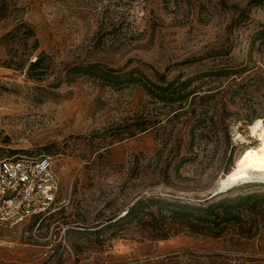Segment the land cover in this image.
Instances as JSON below:
<instances>
[{
    "label": "rangeland",
    "instance_id": "1",
    "mask_svg": "<svg viewBox=\"0 0 264 264\" xmlns=\"http://www.w3.org/2000/svg\"><path fill=\"white\" fill-rule=\"evenodd\" d=\"M0 10V159L50 155L61 208L0 230V264H264L263 204H238L237 219L202 232L176 220L165 238L138 213L264 194L257 179L221 184L262 154L250 125L264 117V44L253 40L264 0H0ZM93 64L189 78L198 95L155 102L76 69ZM227 64L255 80L236 91L217 70ZM145 115L161 125L128 137Z\"/></svg>",
    "mask_w": 264,
    "mask_h": 264
},
{
    "label": "trees",
    "instance_id": "2",
    "mask_svg": "<svg viewBox=\"0 0 264 264\" xmlns=\"http://www.w3.org/2000/svg\"><path fill=\"white\" fill-rule=\"evenodd\" d=\"M4 18V13L0 10V19ZM253 40L260 41V44H264V26H261L255 34ZM43 61V56H37L30 64V70L40 69L41 63ZM78 71L96 69V72H88L90 75L99 77L101 80L106 81L108 84H111L116 87H123L128 85H138L143 89L144 93L152 101H157L162 104H172L178 103L181 104L183 99L186 96H196L198 95L196 90L185 91L189 85L191 79L180 80L178 77L173 80H166V74L156 73V78L159 82H155L145 76L142 72L135 69L129 71H119L116 69L100 68L99 66L93 64L88 66H79L76 68ZM220 74L226 75L231 74L230 78L233 79V84L236 86V91H238L245 82L249 79L255 80L254 75H246L249 68L239 67V66H221L217 69ZM248 116L244 120L247 119ZM151 116L145 115L144 117L140 116L137 122L133 124V129L128 131V137L134 136L136 133H141L149 128H157L161 125V120H156ZM158 125V126H157ZM137 131V132H136ZM148 202H158L155 198H150L145 200ZM203 204H175L168 203V205L173 206L169 211V216L158 213L157 216L148 212L151 219H145L143 216L146 214L142 210H139L138 213H143L139 220L144 224H148V228L152 230L160 231V234H155L156 237L165 238L169 232L173 230V223L177 220L178 225L185 227L188 230L194 232H202L206 227H215L219 224L237 219L236 212H231L232 209L238 208L239 206H244L251 212L257 209L262 204L264 205V194H246L244 196H237L233 199H225L218 202H208V199L203 201ZM143 204L142 200H137L134 202L133 206H130L126 209L124 214L125 218H128L132 215L136 207H140ZM241 204V205H238ZM218 208H221L224 212V216H220V212L216 211ZM61 208L57 211L49 214L45 218L36 216L33 218L26 226L33 225L38 221L47 220L54 217L56 214H59ZM32 228V227H31ZM174 231V230H173Z\"/></svg>",
    "mask_w": 264,
    "mask_h": 264
},
{
    "label": "built area",
    "instance_id": "3",
    "mask_svg": "<svg viewBox=\"0 0 264 264\" xmlns=\"http://www.w3.org/2000/svg\"><path fill=\"white\" fill-rule=\"evenodd\" d=\"M59 209V177L50 155L0 159V230L26 226Z\"/></svg>",
    "mask_w": 264,
    "mask_h": 264
},
{
    "label": "bare ground",
    "instance_id": "4",
    "mask_svg": "<svg viewBox=\"0 0 264 264\" xmlns=\"http://www.w3.org/2000/svg\"><path fill=\"white\" fill-rule=\"evenodd\" d=\"M251 135L256 136L262 151L261 155H252L241 159L221 180L223 186L233 185L248 178L264 181V117L257 118L250 125Z\"/></svg>",
    "mask_w": 264,
    "mask_h": 264
},
{
    "label": "water",
    "instance_id": "5",
    "mask_svg": "<svg viewBox=\"0 0 264 264\" xmlns=\"http://www.w3.org/2000/svg\"><path fill=\"white\" fill-rule=\"evenodd\" d=\"M232 185H229V186H227L225 189H227V188H229V187H231Z\"/></svg>",
    "mask_w": 264,
    "mask_h": 264
}]
</instances>
